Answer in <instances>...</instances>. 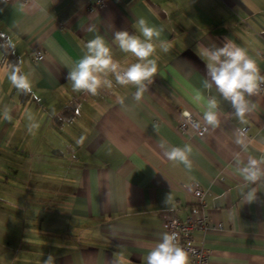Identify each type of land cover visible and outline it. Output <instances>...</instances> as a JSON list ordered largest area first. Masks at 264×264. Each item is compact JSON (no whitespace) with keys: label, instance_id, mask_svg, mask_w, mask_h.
<instances>
[{"label":"crops","instance_id":"1","mask_svg":"<svg viewBox=\"0 0 264 264\" xmlns=\"http://www.w3.org/2000/svg\"><path fill=\"white\" fill-rule=\"evenodd\" d=\"M139 18L162 29L157 73L141 100L135 86L116 85L114 77L113 88L96 96L73 91L68 71L96 35L122 67L137 62L119 50L114 33L139 35ZM225 38L262 72L264 0L0 3V264H43L48 255L54 264H114L118 251L125 264H146L169 232L164 217L184 220L192 212L196 201L182 188L192 182L208 192L210 227L193 237L210 252V264H264V177L252 185L258 199L245 203L237 165L264 157V93L249 98L255 108L244 122L221 100L216 128L203 120V102L192 100L196 90L220 99L215 88H203L199 53ZM13 67L28 77L31 92L12 85ZM184 112L207 134L179 130ZM185 145L190 168L164 155Z\"/></svg>","mask_w":264,"mask_h":264},{"label":"clouds","instance_id":"2","mask_svg":"<svg viewBox=\"0 0 264 264\" xmlns=\"http://www.w3.org/2000/svg\"><path fill=\"white\" fill-rule=\"evenodd\" d=\"M139 35L129 33L127 30H120L114 33V43L119 50L124 53H131L137 58V62L127 67L113 58V51L105 38L96 35L85 44L83 56L68 71L67 81H71L73 91H83L93 96L98 95L101 88H113L115 84L119 86H135L137 91L134 99L140 101L143 93L148 90L153 83V77L157 73L155 41L160 40L162 29L150 25L144 18L137 20ZM89 32L95 31V26H89ZM165 53L170 51V45L161 41L159 44ZM199 47V46H198ZM200 58L206 64V75L203 80V88L211 92L215 88L219 98L215 95L205 97L200 90H196L192 100L196 104L203 102V120L207 125L216 128L220 124L219 110L220 101L230 104L233 116L244 122L246 113L254 110L255 104L250 101V97L256 95L264 85V75L255 59H253L246 49L232 43L225 38L223 46L205 47L199 53ZM8 79L19 91L31 92V82L28 77L20 73L18 67H13ZM123 103V101H121ZM4 117L11 119L8 111L5 110ZM185 116L189 114L184 113ZM197 127L199 125H196ZM241 131L242 134V130ZM237 143H242L237 140ZM161 147H164L161 144ZM192 149L185 145L183 148L172 147L166 150L164 155L173 161L183 163L186 167H191L188 159ZM238 170L243 177L245 184L240 189L241 198L245 203H252L258 199L255 185L258 180L264 177V157L260 160L249 158L246 164L240 166L237 161ZM122 245H117L121 248ZM117 259L114 264H125L122 252L114 254ZM43 264H54V257L48 255ZM146 264H190L188 252L180 246L176 233L164 232L159 236L158 241L150 249L146 257Z\"/></svg>","mask_w":264,"mask_h":264},{"label":"built area","instance_id":"3","mask_svg":"<svg viewBox=\"0 0 264 264\" xmlns=\"http://www.w3.org/2000/svg\"><path fill=\"white\" fill-rule=\"evenodd\" d=\"M20 1L27 3L29 0H0V3H11ZM44 55L37 52L34 55L35 61H41ZM264 75V70L261 72ZM264 93V85H261V90ZM185 113V112H184ZM184 120L179 125V130L185 131L189 126L193 127L200 135L207 134L206 125L192 116L191 113L185 116ZM196 125H199L198 127ZM196 201L192 212L184 220H180L175 215H166L164 217V225L171 233H176L179 239V244L189 254L190 264H210V252L203 246L194 243V233L198 230L206 231L210 227L208 216L205 214V204L208 192L197 182H192L190 185L182 186Z\"/></svg>","mask_w":264,"mask_h":264}]
</instances>
